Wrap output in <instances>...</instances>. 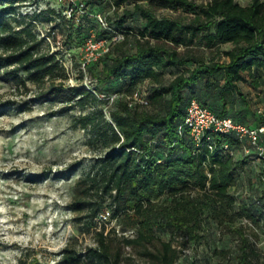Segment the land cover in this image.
Wrapping results in <instances>:
<instances>
[{"label": "trees", "instance_id": "1", "mask_svg": "<svg viewBox=\"0 0 264 264\" xmlns=\"http://www.w3.org/2000/svg\"><path fill=\"white\" fill-rule=\"evenodd\" d=\"M21 1L0 0V72L13 80L17 92L30 91L24 103L57 102L56 112L79 108L73 125L81 126L89 134V143L102 148L91 170L76 181L73 209L85 211L84 217L92 222L103 208H110V216L119 220L123 231L136 229L137 236L125 237L128 243L145 245L159 239L155 250L145 248L159 264H172L179 257L174 239L184 245L200 242L215 226L237 232L240 264L257 257L251 237L257 232L234 225L241 217L257 224L264 221V202L254 197L237 204L232 187L249 157H264L252 152L236 158L232 146L248 142L234 133L209 129L198 144L188 129L179 131V124L192 97L221 116L245 122L231 113L230 101L233 94H244L240 82L257 87L264 77V0L136 2L144 25L132 42L128 36L113 41L102 56L87 63L96 80L94 88L83 82L68 83L70 72L60 51L52 49L35 28L40 14L22 13ZM173 5L193 14L180 18L157 13L158 8ZM132 13L128 9L117 19L118 26L109 24L107 32H130L126 21ZM198 37L206 46H232L221 50L225 59L205 62L191 49ZM189 62L197 65L163 78L167 69ZM147 78L154 79L147 87L149 102L130 105L127 95ZM115 81H121L124 90L113 87ZM98 91L118 96L109 102ZM15 103L0 101V115ZM104 228L97 230L98 247L83 252L66 246L58 264H81L87 258L104 261L109 251ZM158 231L168 232L170 238L162 239Z\"/></svg>", "mask_w": 264, "mask_h": 264}, {"label": "rangeland", "instance_id": "2", "mask_svg": "<svg viewBox=\"0 0 264 264\" xmlns=\"http://www.w3.org/2000/svg\"><path fill=\"white\" fill-rule=\"evenodd\" d=\"M80 1L85 2L84 12L76 10V2ZM195 1L200 4L208 0ZM238 1L247 4L251 0ZM136 2L147 4L145 0H22L18 9L22 13L40 14L34 21L35 28L40 36L46 37L52 49L60 51L70 72L68 83L83 82L94 88L96 80L87 63L95 60L86 41L91 35L111 38L97 15L101 13L108 24L116 27L117 19L128 9L132 10L126 21L132 30L118 31L132 42L145 22L135 9ZM71 6L74 10L70 13ZM157 13L180 18L193 14L176 5L158 8ZM79 25L80 32L76 30ZM231 46V43L206 46L198 37L191 49L205 62H212L225 59L221 50ZM196 65L189 62L167 69L163 78L168 80L175 73ZM220 82H223L221 78ZM153 83L154 79L147 78L138 87L146 89ZM239 85L244 94H233L231 113L247 123H264V77L257 87L250 82ZM30 86L34 87L32 83ZM112 86L124 90L121 81L113 82ZM105 93L98 91L101 97L112 102ZM30 95V91L17 92L13 80L0 72V101L17 100L0 115V264H58L60 252L66 246L83 252L98 247L97 230L103 225L108 257L102 262L87 258L81 264H159L145 253V248L155 250L160 245L159 239L145 245L128 243L125 237L137 236L136 229L123 231L119 220L110 216V208L101 210L108 218L98 216L92 222L84 217L85 211L73 209L76 181L91 170L102 148L89 143V134L81 126L73 125V117L81 112L79 108L56 112L57 102L24 103ZM231 151L236 158L248 154L245 145L235 144ZM232 191L237 204L254 197L264 202V160L249 157L239 169ZM239 224L250 233L253 229L257 232V235L251 233V237L256 241L259 255L249 264H264V221L257 224L241 217L234 226ZM158 234L162 239L170 238L168 232L158 231ZM238 240L236 231L216 226L200 242L184 245L176 238L174 244L180 251L172 264H240Z\"/></svg>", "mask_w": 264, "mask_h": 264}, {"label": "built area", "instance_id": "3", "mask_svg": "<svg viewBox=\"0 0 264 264\" xmlns=\"http://www.w3.org/2000/svg\"><path fill=\"white\" fill-rule=\"evenodd\" d=\"M73 10L74 6H71L69 12L71 13ZM76 10L84 12L85 2H76ZM97 16L106 28L111 29L101 13ZM123 37V33L112 30L111 38L91 35L87 39L86 44L91 50L93 59L97 60L103 53L109 50L111 42ZM117 96V93L110 94L111 100H114ZM127 98L130 105L135 103L147 104L149 102L148 89L136 87L127 95ZM185 129L189 130L190 135L198 144L209 129L224 133H234L241 141L248 142L245 146L247 153L256 152L259 157H264V124H248L237 121L229 115L221 116L209 106L203 104L197 97H192L189 100L184 119L179 124L180 132H183ZM225 145L226 147L228 146L227 143ZM210 147L212 148L213 145L210 144ZM99 217L102 219L108 218V214L101 212Z\"/></svg>", "mask_w": 264, "mask_h": 264}]
</instances>
